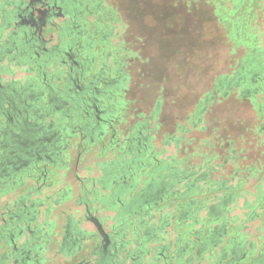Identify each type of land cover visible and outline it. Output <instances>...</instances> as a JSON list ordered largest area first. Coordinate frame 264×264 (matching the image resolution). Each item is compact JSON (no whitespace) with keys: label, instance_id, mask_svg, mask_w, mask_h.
Here are the masks:
<instances>
[{"label":"rangeland","instance_id":"374dc122","mask_svg":"<svg viewBox=\"0 0 264 264\" xmlns=\"http://www.w3.org/2000/svg\"><path fill=\"white\" fill-rule=\"evenodd\" d=\"M220 2L222 3V0H102V34L107 28L105 26L110 24L108 46L111 50L116 49H113L110 56L103 55L102 52V59L99 61L106 62L110 68L109 72L113 75L124 72L127 76L122 89L126 110L124 113L123 110L117 111L114 120L117 140L128 141L135 134L134 126L137 123L150 120L155 124L158 123L155 132L153 131V140L155 146L160 149L163 146L165 133L171 134L179 124L187 123L189 126L199 121L198 126L204 128L189 132L187 139L181 142L180 150L175 148L174 144L167 146L165 155L173 153L175 157L184 159L192 144L201 147L202 150L216 141V151L220 150L222 153L216 162L223 164L219 173L226 175L236 171L238 177L233 179L234 182L242 181V187L244 190L247 189L242 190L240 193L242 195L237 197L238 204L235 210H240L239 206L245 198L252 197L256 188V179L259 178L248 177L251 172L250 167H264V131L259 127L264 123V119L260 118L256 103L242 96L241 91L233 87L231 80L240 74L241 68L245 70L246 61L249 60L252 51L260 50L264 59V1H258L257 5L248 10L255 13L251 22V31L256 34L257 46L253 49H250L245 42L234 40L232 23L222 22L217 13ZM227 2L230 10L234 2L225 0V3ZM86 19L91 25L92 19L89 16ZM64 20V17L56 19L60 23ZM53 36L52 45L59 41L58 33L54 32ZM253 69H248V72L253 73ZM18 74L21 77L24 75L22 71ZM0 75L4 76L2 73ZM259 98L260 102L264 100L262 96ZM156 109L158 113L154 115ZM248 123L250 129H246L245 125ZM223 128L231 129L234 136L232 132L227 136ZM206 130H211L208 132L213 133L209 135L211 137H207L208 142L201 137V133ZM176 133L179 135V131L176 130ZM191 138L193 139L190 141ZM230 143L237 154L235 161L224 160V155L231 150ZM69 152L75 156L77 150L70 146ZM85 154L86 152L83 156H86ZM96 168L95 175L99 176L100 169ZM80 173L85 175L86 172L81 170ZM53 174L56 175L53 172L50 177ZM67 174L69 175L70 171H67ZM60 177L61 170L58 174V178ZM41 181L43 182L40 180L39 184ZM72 182L73 180L68 178L64 183L59 184V187H65ZM27 183L39 185L35 183V178H29ZM38 190L41 197L45 198L53 194L56 187L54 184L47 186L43 184ZM71 193L70 199L50 209V219L60 225L63 214H73L80 220L81 228L87 229L90 233L95 232V225L86 218L87 206L83 203L74 204L76 199L74 196L77 195L74 186H71ZM36 194L38 193L34 191L29 195L35 200ZM18 195L19 190L1 195L0 214L9 210L3 209L6 203V206L11 208L20 207L21 200L17 198ZM42 206V211L45 212V207L48 206L46 204ZM104 208L102 211L91 210L96 217H100L98 218L101 219L103 227L109 233L118 229L120 225L116 224L119 222L118 212L108 207ZM44 212L39 216L45 215ZM140 213L141 211L134 215L136 219L131 223L132 228L129 231L125 230L124 235H122L124 229L118 230V236L129 240L142 224L146 226V223H150L156 226L163 220V235L158 232L156 240L154 239L150 246L155 249L159 246L165 247L169 241L174 244L177 239V229L182 223L175 219L173 210L167 206H156L149 215L151 219L145 218L137 225L140 221L138 220L140 217L137 218ZM2 215L8 218L7 212ZM166 217H169L167 222H165ZM2 223L0 217V224ZM8 223L6 222L9 226ZM258 223L256 222L255 225ZM254 228L252 226V232ZM56 231H59L58 226H54L52 231L53 236L57 237ZM23 239L21 238L20 241ZM8 243L9 238L6 237L3 244L7 246ZM135 247V241H132L131 248ZM57 250L59 247L55 246L51 237L49 247L44 251L47 264L52 263ZM152 255H154L153 251ZM63 261L67 260L63 259Z\"/></svg>","mask_w":264,"mask_h":264},{"label":"crops","instance_id":"0c3cea01","mask_svg":"<svg viewBox=\"0 0 264 264\" xmlns=\"http://www.w3.org/2000/svg\"><path fill=\"white\" fill-rule=\"evenodd\" d=\"M16 1L0 0V46L8 39L10 32V29L5 27L4 15L6 14V10H10ZM82 1L83 5H81V9L84 12L82 15L87 18L89 16L93 21L87 28L88 33L93 36L92 41L95 45L90 50L98 60H101L102 52L103 55L110 56L113 53V49H116L113 48L111 50L108 46L107 36L111 32V26L110 24L105 26L107 28L103 30V33L106 37L103 41L102 0ZM89 9L92 11L91 13L88 11ZM1 31L3 32L1 33ZM11 55L13 53H0V56H2V58L0 57L1 73L4 75L2 76L3 82L17 79L19 81L17 83L18 86L24 85L26 77L33 75L36 71H27L32 65L27 62L18 63L17 60H11ZM120 62L124 64V62ZM262 63L263 61L253 67L255 75L258 73L257 70L261 67ZM20 71L24 73L22 77L18 74ZM120 75L123 76V79H121L123 83L121 90L113 96V100L115 99L114 101H116V109L119 112L123 110L122 112L124 113L126 101L123 97L122 89L127 81V76L124 72ZM157 113L158 110L156 109L154 115H157ZM259 116L264 119L263 115L259 114ZM198 124L199 121L193 122L189 126L187 123L179 124L171 134L170 132L165 133L163 146L160 149L155 146L153 140V131L155 132L158 123L155 124V122L150 120L139 122L134 126L135 134L130 138L133 139L135 137L136 140L133 139L132 142L129 140H117V135L112 130H106L102 139L94 138L92 142L88 138H84L82 140L83 148H90L89 150H85L86 156L82 155L80 160H78L77 150L75 156L71 155L69 159L67 158L66 163H57L58 166L61 165L60 178H58L60 172L58 170V172L55 171L56 175L53 174L51 177L48 176L46 181H41L40 185L44 184L47 186L54 184L56 191L45 198L41 197L40 192L36 194V199H38L35 200L43 202L35 206L36 210H38V215L33 223L36 227L34 236L32 233L27 232L26 234L31 239L29 240L30 244L35 243V247H38V244L44 245L43 250L46 251L51 237H53V242L57 248L59 247V250H57V255L53 256L51 264H74L76 259L84 256L83 253H78L71 260H68L71 249H69L68 244L62 245L64 225L68 224L69 220H71L72 224L76 226L80 223V220L73 214H61L62 220L59 225L50 219L49 212L50 209L70 199L72 196L71 186H74L75 193H77L74 196L76 198L74 204L83 203L87 206V209L99 211L105 209L104 207L117 210L119 222L116 224H120L118 225V230L124 229L122 235L125 234V230L129 231L132 228L131 223L136 219L134 215L139 211L142 213L147 208L149 209V206L151 210L156 208V206H167L173 210L174 216H176L175 219L182 223V226L177 229L178 234H176L177 239L174 244L173 242L171 244L169 241L166 245L170 252L172 253L173 251L175 254L173 264H229L227 260L234 256L233 251L235 250L239 253L240 249L245 252V256L243 259H240L238 264H264V167H250L251 172L248 174V177H259L255 182L256 188L252 197L249 196L250 199L245 198L242 205L239 206L240 210H235L238 204L237 197L242 195L240 194L242 190L246 191L247 189L244 190L242 187V181L234 182L233 179L238 177L236 171L226 175L219 173L220 166L223 164L220 165L216 162L222 153L220 150L216 151V141L211 142L207 148L202 150L201 147L192 144L190 147L192 150L189 148L184 159L175 157L173 153L165 155L167 146L174 144V147L180 150L181 142L187 139L189 132L194 129L202 130L204 128V126L200 127ZM245 126L247 127L246 129H250L249 123ZM259 127L260 130L264 131V123L260 124ZM176 130L179 131V135H177ZM224 130L226 131L225 134L230 136L229 133L232 130L223 128ZM208 131L211 130L201 133V137H204V141L206 142H208L207 137L213 134ZM232 133L234 136V132ZM230 146L231 150L224 155V160L235 161L237 154L232 143H230ZM96 167L100 169L99 176L95 175L94 171L97 169ZM81 170H85V175H81ZM67 171H70L69 175ZM225 176L227 178H224ZM68 178H71L73 182L68 183L65 187H59V184L64 183ZM28 185L27 183L23 188L15 186L19 190V195L27 191ZM150 185L151 190L148 188ZM161 185L165 186L166 190L164 191L165 196L163 198L154 200V202L158 201V205H155L154 202L146 205L141 203V194L147 193L148 190L155 193L159 187L162 189L163 186ZM39 198L42 200H39ZM26 199L24 205L30 207L34 198L29 195ZM43 204L48 206L45 207V212L42 211ZM21 206L23 205L21 204ZM151 210L148 215L143 217L140 213L141 216L137 218L140 217L141 219H138L140 221H138L137 225L145 218L151 219L149 216ZM43 212L45 215L39 216ZM256 222L259 223L255 225ZM163 223L162 220L161 224L159 221L156 226L150 225V223H146V226L145 224L139 226L135 230L136 233L133 234V238H131L132 241H135L136 247L132 249L130 243L129 248L134 253L130 256L135 257L137 251L148 248L157 237L158 232L163 235ZM54 226L59 227L57 237L52 234ZM252 226L255 227L253 232L251 231ZM94 228L96 229L95 226ZM155 230L156 232L154 233ZM21 238L24 237H19L18 243L27 240L24 238L23 241H20ZM122 238L124 237L122 236ZM139 241H142V246L138 247L136 242L139 243ZM3 243L4 239L0 240V264H15L14 255L10 249V242L7 246ZM44 251L36 257L38 263L36 260H33L30 264H47ZM152 251L154 252V250ZM224 253L226 256L222 258ZM130 256L127 254L126 264H133L134 258ZM146 256L147 260H149L151 254ZM63 259L67 261L64 262Z\"/></svg>","mask_w":264,"mask_h":264},{"label":"flooded vegetation","instance_id":"af4514ba","mask_svg":"<svg viewBox=\"0 0 264 264\" xmlns=\"http://www.w3.org/2000/svg\"><path fill=\"white\" fill-rule=\"evenodd\" d=\"M81 5L82 0H17L6 10L5 27L10 32L0 46V53H13L11 60L30 63L32 66L27 71L36 73L26 77L25 84L19 86L17 79L3 82L0 75V195L12 186L24 184L25 187L32 175L37 184L40 180L46 181L51 173L60 170L58 162L66 163L69 159L70 146L78 150L80 160L85 150L90 149L83 148L84 138L92 142L94 138L102 139L106 130H116L114 120L118 110L113 96L121 90L123 76L109 72L108 64L100 62L90 50L95 45ZM59 17L65 20L56 21ZM54 32L59 34V41L52 45ZM105 37L103 33V41ZM39 185L29 184L24 195L21 194L24 207L3 205V209H9L2 212H7L8 218L0 217L10 225L6 232H3L5 227L0 230V240L9 238L15 264H30L33 260L38 263L36 257L44 251V245L35 247L26 235L36 232L33 223L38 210L35 206L42 202L36 199L30 207L24 202L31 192H39ZM148 188L151 190V185ZM149 190L140 197L145 205L163 198L166 187H159L155 193ZM150 210L149 206L142 211V217ZM94 217L95 213L87 209L86 218L95 225ZM74 225L69 220L62 234V245L68 244L71 249L68 260L78 253L84 254L74 264H126L127 254H134L129 248L132 239L118 236V229L111 230L108 238L103 239L96 225L93 233L80 228V223ZM19 237L27 240L18 243ZM136 243L142 246V241ZM152 250L154 255L147 260L146 255ZM233 253L227 260L229 264H238L245 256L241 249ZM225 256L224 253L222 258ZM130 257L134 258L133 264H173L175 254L167 246L155 249L149 246Z\"/></svg>","mask_w":264,"mask_h":264},{"label":"trees","instance_id":"16d2710c","mask_svg":"<svg viewBox=\"0 0 264 264\" xmlns=\"http://www.w3.org/2000/svg\"><path fill=\"white\" fill-rule=\"evenodd\" d=\"M227 1V0H226ZM234 2L233 7L228 9V2L222 0V3L218 5L217 13L219 14L222 22H230L233 31V38L236 42H245L250 49L257 46L256 34L251 31V22L254 19L255 13L248 11L251 7L258 4L260 0H228ZM264 1V0H263ZM260 50L252 51L249 55V60L246 61V68L240 69V74L236 78L231 80L233 87H237L241 91V95L248 97L256 103L258 114L264 116V100L259 101V97L264 99V69L263 65L257 70L258 73H249L248 69L253 68L261 61L264 62L261 57ZM264 64V63H263ZM258 68V67H257ZM256 68V69H257ZM254 80H256L254 82ZM195 233V232H194ZM196 234V233H195ZM198 235V234H196ZM200 240V239H198ZM205 241V240H200Z\"/></svg>","mask_w":264,"mask_h":264},{"label":"water","instance_id":"95a60500","mask_svg":"<svg viewBox=\"0 0 264 264\" xmlns=\"http://www.w3.org/2000/svg\"><path fill=\"white\" fill-rule=\"evenodd\" d=\"M63 39H64V38H63ZM64 40L67 41L66 37H65ZM33 174L36 175V172L33 171ZM31 178H34V175H32ZM20 186H21V188H23L24 184H22V185H20ZM20 186H19V187H20ZM19 187H18V188H19ZM21 188H20V189H21ZM15 190H18L17 188H15V186H12V187L6 188L5 190L1 191V195L4 194V193H8V192H11V191H15ZM29 192H31V191H29ZM1 195H0V197H1ZM22 195H24V194H22ZM17 198H19V199L21 200V204H22L21 194L18 195ZM5 205H7V203H6ZM3 208H5V207H3ZM19 208H20V207H19ZM19 208H18V209H19ZM0 215H2V214H0ZM2 220H3V223L0 224V230H3L2 228L5 227L4 231H6V230H8V225L6 224V222H8V221L4 220V218H2ZM14 220H15V219H14ZM93 221H94L95 225L97 226L98 231L100 232V234H101V236L103 237V239H107L108 236H109V233H108V232L105 230V228L103 227V224H102V222L100 221V219H99L98 217L95 216L94 219H93ZM4 231H3V232H4ZM157 248H163V247H162V246H159V247H157Z\"/></svg>","mask_w":264,"mask_h":264}]
</instances>
